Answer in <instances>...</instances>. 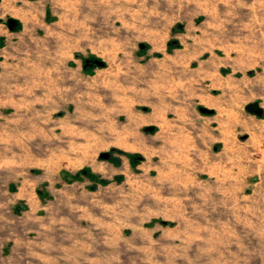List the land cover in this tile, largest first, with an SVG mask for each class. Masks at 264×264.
I'll return each mask as SVG.
<instances>
[{
    "label": "rangeland",
    "instance_id": "rangeland-1",
    "mask_svg": "<svg viewBox=\"0 0 264 264\" xmlns=\"http://www.w3.org/2000/svg\"><path fill=\"white\" fill-rule=\"evenodd\" d=\"M251 102L264 0H0V264H264ZM233 120L229 158L153 152L178 124Z\"/></svg>",
    "mask_w": 264,
    "mask_h": 264
},
{
    "label": "crops",
    "instance_id": "crops-1",
    "mask_svg": "<svg viewBox=\"0 0 264 264\" xmlns=\"http://www.w3.org/2000/svg\"><path fill=\"white\" fill-rule=\"evenodd\" d=\"M224 106V105H223ZM231 107V106H230ZM226 109H228V111L234 113L233 108H229V105L225 106ZM181 110V112H180ZM186 107L181 106L179 110H177L178 113H181V118H179L180 120H182V118H184L186 116ZM236 112V111H235ZM152 119L153 120H157L158 118V114L156 113V111L153 112L152 114ZM162 121H164V125H163V129H165L164 127H166L167 122L171 121V119L169 118V115L167 116H162ZM232 116L229 117L226 120H230L232 121ZM169 120V121H168ZM177 120V119H176ZM179 121V120H178ZM236 120H233L231 126H227L226 128H220L218 131H211L208 133H204V134H194L192 135V137L190 138V134H185L184 130L189 129L190 126H188V124H178V127H173L172 129L174 131H171L169 133H167V135H159V143H155L153 145V152L158 151V152H163L165 150H172L177 151V152H187V151H195V152H199V154L202 153V149L196 150L197 146H203L205 145L207 142H212V144H217L220 142H223V149H226V153H225V157L229 158V153H234L235 148H238V143L236 142V138H237V132L234 130V126L237 128V123H234ZM135 124V123H134ZM171 125V123H170ZM154 126V130L155 125ZM172 126V125H171ZM153 130V131H154ZM131 138L135 141L139 138V135L137 133H131ZM231 140V142H230ZM132 141V140H131ZM128 146H133V144L130 143V140L128 138L125 139V141L120 142V146L124 147V149L126 150H137V148H131V147H127L125 145ZM168 148V149H166ZM224 151V150H223ZM217 155V154H216Z\"/></svg>",
    "mask_w": 264,
    "mask_h": 264
},
{
    "label": "water",
    "instance_id": "water-1",
    "mask_svg": "<svg viewBox=\"0 0 264 264\" xmlns=\"http://www.w3.org/2000/svg\"><path fill=\"white\" fill-rule=\"evenodd\" d=\"M17 25V22L14 20V19H10L9 20V27L11 29H13L14 27H16ZM141 47H144L143 44L140 45ZM100 65H103L102 63H100ZM247 110L252 112V113H255L257 115H262L264 110L263 108L259 105V102H251V104L249 103L247 106H246ZM203 112H211L212 110H206V109H201ZM154 130V126H148L146 127V131H153ZM101 158L103 159H108L110 157V153L108 152H103L101 153L100 155Z\"/></svg>",
    "mask_w": 264,
    "mask_h": 264
},
{
    "label": "bare ground",
    "instance_id": "bare-ground-1",
    "mask_svg": "<svg viewBox=\"0 0 264 264\" xmlns=\"http://www.w3.org/2000/svg\"><path fill=\"white\" fill-rule=\"evenodd\" d=\"M211 74V73H210ZM213 78V77H212ZM215 83V82H214ZM224 83V82H223ZM218 85V84H217ZM210 100V99H209ZM157 113V112H156ZM127 147H131V148H135V147H132V146H128V145H126Z\"/></svg>",
    "mask_w": 264,
    "mask_h": 264
},
{
    "label": "trees",
    "instance_id": "trees-1",
    "mask_svg": "<svg viewBox=\"0 0 264 264\" xmlns=\"http://www.w3.org/2000/svg\"><path fill=\"white\" fill-rule=\"evenodd\" d=\"M138 159H141V156H137Z\"/></svg>",
    "mask_w": 264,
    "mask_h": 264
}]
</instances>
